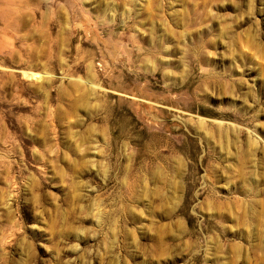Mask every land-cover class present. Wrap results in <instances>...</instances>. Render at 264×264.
<instances>
[{
    "label": "rangeland",
    "instance_id": "1",
    "mask_svg": "<svg viewBox=\"0 0 264 264\" xmlns=\"http://www.w3.org/2000/svg\"><path fill=\"white\" fill-rule=\"evenodd\" d=\"M13 7L0 264H264V0Z\"/></svg>",
    "mask_w": 264,
    "mask_h": 264
},
{
    "label": "bare ground",
    "instance_id": "2",
    "mask_svg": "<svg viewBox=\"0 0 264 264\" xmlns=\"http://www.w3.org/2000/svg\"><path fill=\"white\" fill-rule=\"evenodd\" d=\"M32 1V0H31ZM0 3L1 4H4V7H1V9H0V15H1V18H2V20L4 21L3 23H4V25H5V27L6 28H10L11 26L13 27V24L10 22V20H9V17L11 16H13V15H10L11 14V11H12V9H14V7L13 6H15V4H29V0H0ZM12 6V7H11ZM20 6V5H19ZM19 6H18V8H19ZM23 8V7H22ZM25 9H27V8H25ZM18 10V9H17ZM23 10V9H22ZM14 11H16V8H15V10ZM14 11H13V13H14ZM25 11V10H24ZM18 12H19V10H18ZM24 12L22 13L21 12V14H19V23H21V22H23V17H24ZM14 17V16H13ZM12 17V18H13ZM11 19V18H10ZM17 21V20H16ZM21 21V22H20ZM13 22H15L14 20H13ZM66 22V21H65ZM66 24V23H65ZM16 25V24H15ZM22 26V25H21ZM29 75H31V74H29ZM87 80V79H86ZM80 83H81V81H80ZM87 86H88V89L90 90V91H95L96 89H97V85L96 84H94L93 83V81H90V80H88L87 82H84ZM78 84H79V81H78ZM80 85V84H79ZM84 85V84H83ZM83 87V86H82ZM87 91V90H86ZM93 93V92H92ZM87 96V95H86Z\"/></svg>",
    "mask_w": 264,
    "mask_h": 264
}]
</instances>
